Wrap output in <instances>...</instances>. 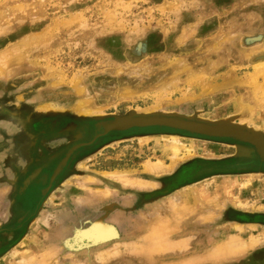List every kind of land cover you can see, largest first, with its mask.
Wrapping results in <instances>:
<instances>
[{"label":"rangeland","instance_id":"obj_1","mask_svg":"<svg viewBox=\"0 0 264 264\" xmlns=\"http://www.w3.org/2000/svg\"><path fill=\"white\" fill-rule=\"evenodd\" d=\"M0 66V264H264L250 144L103 128L168 113L264 133V78L245 84L264 66V0H0ZM101 218L119 238L66 246Z\"/></svg>","mask_w":264,"mask_h":264},{"label":"water","instance_id":"obj_2","mask_svg":"<svg viewBox=\"0 0 264 264\" xmlns=\"http://www.w3.org/2000/svg\"><path fill=\"white\" fill-rule=\"evenodd\" d=\"M146 116L145 114H131L126 117H116L114 121L103 124V128L105 133H108L110 131H125L133 127L161 126L201 136L234 139L250 144L253 147V152L257 153L264 162V133L247 126L231 123L230 121L208 123L209 121L206 122L197 117H184L168 113H155L147 118ZM237 150L239 154L242 152L245 154L250 153V150L247 149L238 148ZM54 179L55 176L52 181ZM100 227L104 229L102 233L99 230ZM119 237L117 228L101 218L87 229L76 230L73 237L66 241V246L73 251L81 252Z\"/></svg>","mask_w":264,"mask_h":264},{"label":"bare ground","instance_id":"obj_3","mask_svg":"<svg viewBox=\"0 0 264 264\" xmlns=\"http://www.w3.org/2000/svg\"><path fill=\"white\" fill-rule=\"evenodd\" d=\"M11 60H14V58L11 56V59L9 58L8 60H7V62L8 63H10V61ZM3 66H0V73H4V72H2V68ZM1 76V75H0ZM260 77H262V78H264V66H261V67H257L256 69H255V72H254V74H252L251 76H249V77H247L246 78V81H245V84H249V83H252V85L254 84V82H256V81H258L259 80V78ZM193 84H195V83H193ZM201 88V87H200ZM264 89V88H263ZM162 97V96H161ZM264 97V95L262 94V98ZM163 98V97H162ZM260 97H258L257 99H259ZM162 100V99H161ZM158 102V101H157ZM83 104L84 103H79V104H77V106H76V111L77 112H79V113H82L83 111H84V109H83ZM237 107H238V104H237ZM154 115V114H153ZM147 117H151L150 115L149 116H146V118ZM231 118V117H230ZM203 121H206V120H203ZM220 122H226V121H230L231 123H235L236 121L233 119V118H231V119H227V120H225V119H221V120H219ZM207 122V121H206ZM205 122V123H206ZM214 122V121H213ZM208 123H211L210 121L208 122ZM241 124V123H240ZM242 125H244V123L242 124ZM244 126H247V125H244ZM173 137V136H172ZM168 139H170V138H167V140ZM171 139H173L172 140V146H171V153L173 154V158H177L178 157V159H179V156L181 155V152H182V145L180 144V142H179V138H171ZM167 148V147H166ZM191 150H192V148H191ZM187 151H188V149H187ZM189 152V151H188ZM190 154V153H189ZM187 156H188V154H187ZM182 158H183V156H182ZM181 158V159H182ZM186 158V157H185ZM158 165V164H157ZM149 167V166H148ZM151 168V167H150ZM153 169H154V167H153ZM152 169V170H153ZM149 170V169H148ZM155 172V171H154ZM111 175H113V174H111ZM121 180V179H120ZM128 180V179H127ZM129 181V180H128ZM132 181V180H131ZM133 183V182H132ZM173 202V201H172ZM172 205V204H171ZM174 205V204H173ZM190 205V204H189ZM194 206V205H193ZM189 207V206H188ZM187 208V207H186ZM172 213V212H171ZM173 215V214H172ZM172 217H175V216H172ZM181 218V217H180ZM160 220H161V218H160ZM177 221V220H176ZM159 222V221H158ZM158 222H157V224H158ZM166 224H167V222H165ZM163 225L164 224H162V226L161 227H163ZM168 225V224H167ZM158 227H159V225H157ZM153 228H155V227H153ZM163 229V228H162ZM162 229H158L160 232H161V230ZM166 228H165V226H164V230H165ZM171 229V228H170ZM99 230H100V232L102 233V231L104 230L102 227H100L99 228ZM156 230H157V228H156ZM155 229H154V231H156ZM164 230L161 232V234L162 235H164ZM167 230V229H166ZM160 235V234H159ZM160 237V236H159ZM165 241V240H164ZM239 241V240H238ZM241 243V242H240ZM227 245V243L225 244V246H224V248H223V246H220L222 249H220V253L221 252H223V251H226V252H228V253H231V254H234L235 252L237 253V251H239V250H242V249H240V248H242V246L241 247H239L240 245H238L237 244V241L235 242V243H231L230 245H228V246H226ZM242 245H244V244H242ZM219 247V248H220ZM218 248V249H219ZM244 250H245V248H243ZM153 250H155V249H153ZM213 254V253H212ZM211 258V257H210ZM218 258V257H217ZM30 258H25V260L26 261H24V264H27L26 262H27V260H29ZM204 259V258H203ZM201 260V259H200ZM34 261V260H33ZM37 261V260H36ZM29 262H31V261H29ZM188 262V261H187ZM195 262V261H194ZM197 262V261H196ZM37 264V263H36ZM185 264V263H184ZM189 264H191V261H190V263Z\"/></svg>","mask_w":264,"mask_h":264}]
</instances>
